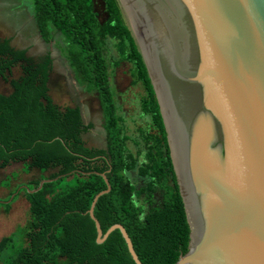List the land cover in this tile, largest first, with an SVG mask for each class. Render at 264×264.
Returning a JSON list of instances; mask_svg holds the SVG:
<instances>
[{
	"label": "trees",
	"instance_id": "16d2710c",
	"mask_svg": "<svg viewBox=\"0 0 264 264\" xmlns=\"http://www.w3.org/2000/svg\"><path fill=\"white\" fill-rule=\"evenodd\" d=\"M31 1L41 38L49 41L58 31L75 80L97 93L108 142L87 145L85 134L94 123L84 120L80 104L60 107L48 94L50 52L29 56L25 48H14L10 38L0 36V80L11 87L8 94L0 92V168L19 162L23 172L36 168L40 173L21 190L29 218L16 229L20 244H11L6 256L2 253L11 237L0 242L1 264H135L118 229L96 241L94 222L85 212L106 188L99 173H105L110 185L93 209L102 232L119 223L142 264H175L187 251L189 226L157 99L117 1L103 0L108 14L102 22L93 0ZM106 44L117 54L112 56L113 64L128 62L133 83L140 81L145 88L140 112L150 116L163 146L161 151L154 145L145 161H138L139 151L134 154L129 148L138 137L128 131L118 112L108 79ZM15 65L20 75L11 78ZM41 179L51 180L36 191L27 190L35 189ZM157 186L162 189V202L143 212L135 200L139 195L149 200ZM9 198L0 200L4 212L10 209Z\"/></svg>",
	"mask_w": 264,
	"mask_h": 264
},
{
	"label": "water",
	"instance_id": "95a60500",
	"mask_svg": "<svg viewBox=\"0 0 264 264\" xmlns=\"http://www.w3.org/2000/svg\"><path fill=\"white\" fill-rule=\"evenodd\" d=\"M163 120L189 226L175 264H264V0H120ZM85 213L96 241L102 232ZM41 179L35 189L43 182ZM12 198V195H11Z\"/></svg>",
	"mask_w": 264,
	"mask_h": 264
},
{
	"label": "rangeland",
	"instance_id": "374dc122",
	"mask_svg": "<svg viewBox=\"0 0 264 264\" xmlns=\"http://www.w3.org/2000/svg\"><path fill=\"white\" fill-rule=\"evenodd\" d=\"M116 1L121 18L134 38L135 35L123 11L122 5L119 0ZM93 2L98 21H104L108 14L104 1L93 0ZM32 5L30 4V8ZM40 38L36 36L37 40L31 44V52L33 54L35 53L36 56L50 52L53 58V66L48 80V94L60 107L73 106L76 103L80 104L84 120L94 123L92 131L85 134L87 145L105 146L108 142V135L103 126V114L99 106L97 93L93 90H87L84 84L75 80L73 70L66 59L65 40L60 36L58 31L53 34L52 39L49 41ZM105 51L110 62L108 79L113 96L118 105V112L123 116L128 131L134 132L138 137L136 138V145L129 142V148L134 154H137V151H139V154H137L138 161H145L148 153H153L154 145H159L160 150H163L161 141L157 140L159 139L158 131L151 124L150 116L140 112V98L145 94V88L140 81L133 83V78L129 72L131 65L128 62L121 61L117 66L113 64L112 56H117V54L112 46L106 44ZM19 75L20 68L18 65H15L12 68L11 78H17ZM2 85H5L7 88L9 87L7 83H3ZM48 173L44 172V175ZM11 174L14 177H10ZM39 174L36 168H31L26 173L23 172L22 163H13L4 168H0V200H8L13 188L14 190L17 189V192L19 191L18 194L14 192V197L9 198V201H11L9 211L4 212L0 208V242L10 236L11 243L10 241L7 242V247L11 244H14L13 246L20 244L19 236L17 234L15 235L16 229L18 226L24 225L29 218V204L21 190L24 185L28 184L31 179L37 178ZM7 181L9 185L5 186ZM161 192L162 189L157 186L149 200H145L143 195H139L135 200L136 204L141 207L143 212L151 206L159 205L162 202ZM13 246L6 247L2 255L4 254L6 256L9 254ZM2 255L0 254V264Z\"/></svg>",
	"mask_w": 264,
	"mask_h": 264
},
{
	"label": "crops",
	"instance_id": "0c3cea01",
	"mask_svg": "<svg viewBox=\"0 0 264 264\" xmlns=\"http://www.w3.org/2000/svg\"><path fill=\"white\" fill-rule=\"evenodd\" d=\"M30 4L32 5L31 0H0V36L10 38V44L14 48H25L27 55L36 56L35 53L31 52V44L37 40L36 36L40 38V34L35 20L34 8L33 5L30 8ZM3 83L7 82L0 80V92L8 94L11 92V87L7 83L9 86L7 88L5 85H2ZM12 174L10 177H14ZM15 190L13 188L12 191ZM11 195L14 197V193Z\"/></svg>",
	"mask_w": 264,
	"mask_h": 264
},
{
	"label": "bare ground",
	"instance_id": "6f19581e",
	"mask_svg": "<svg viewBox=\"0 0 264 264\" xmlns=\"http://www.w3.org/2000/svg\"><path fill=\"white\" fill-rule=\"evenodd\" d=\"M120 1V0H119ZM120 3H121V1H120ZM121 5H122V3H121ZM122 8H123V5H122ZM123 11H124V13H125V15H126V12H125V10H124V8H123ZM126 17H127V15H126ZM127 19H128V17H127ZM129 21V20H128ZM129 24H130V22H129ZM131 25V24H130ZM131 29H132V27H131ZM132 31H133V29H132ZM133 33H134V31H133Z\"/></svg>",
	"mask_w": 264,
	"mask_h": 264
}]
</instances>
